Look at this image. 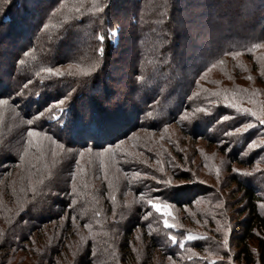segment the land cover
<instances>
[{
	"label": "trees",
	"instance_id": "obj_1",
	"mask_svg": "<svg viewBox=\"0 0 264 264\" xmlns=\"http://www.w3.org/2000/svg\"><path fill=\"white\" fill-rule=\"evenodd\" d=\"M27 1L30 0H0V93H3L0 99L7 100L24 122L37 116V113L44 112L42 118L33 120V125L25 124L26 128L32 127L39 133L52 136L64 145L67 155L62 154L64 157L60 158V163H56V167L51 171L43 168V174H35V181L39 183H36L37 186L30 192L33 200L27 202L26 207L11 208L9 202L6 203V198L5 201H0V217L6 216L9 221L1 222L7 226L2 232L4 239L0 242V248L15 247L24 252L29 250L18 241L29 240L31 233L35 235L39 226L52 222L57 217L55 207L59 209L58 213L70 212L71 217L68 218L71 219L64 225L70 235L74 234L77 225L82 227L91 223L83 215L88 198L85 197V200H81L82 203L74 208H69L72 199L67 202L61 197L64 193H71L69 175L76 172L80 166L77 155H72L73 149L76 153L83 148L103 151L118 144L141 127L161 130L169 123L177 124L184 132L194 137L208 138L207 134L213 131L212 125L208 129L203 127L201 132L197 126L203 124L202 118L190 120L189 115L193 110L192 91L198 88L197 84L202 76H205L209 61L218 59V55L205 59L194 67L190 80L187 81L186 91L182 95L177 93V88L181 85L179 79H183L185 75L174 68V65L177 63L181 67H190L192 55L200 51L203 38H213V34L217 32L230 36L233 32L243 34L245 28L237 24L238 18H242L238 7L244 4L242 0H238L236 8L229 5L227 0H185V8L178 7L177 4L181 0H168V8L166 5L161 7L163 0H111L106 17L101 16L98 9H101L107 0H36L37 6H29ZM260 8L253 18L257 28L264 24V7ZM181 11H184L186 16H191L193 12H196V15H192L189 20L181 19ZM164 13L167 18L159 15ZM117 27L119 39L116 42L113 35L108 33ZM80 31L83 32L82 35L86 34L82 36ZM100 35L106 37L102 44L97 39ZM131 41L136 42L135 50L132 49L134 52H129L128 55L129 63L134 65L132 72L128 75L119 74L117 61L121 62L122 54L131 51ZM100 47H103L102 57L98 52ZM24 52H27L26 56ZM90 60L99 64L97 70L91 73L86 67ZM74 64L80 67L79 71H76ZM92 66L91 64L90 68ZM47 67L63 71L65 75L57 77L43 72L39 76L36 75L42 68ZM158 77L161 78L160 81L157 80ZM69 92L71 96L62 106L66 109L63 116L59 108H49V105L55 106V101L64 99ZM165 106L166 115L165 110L161 112ZM185 116L188 119H184ZM213 117L217 121V116ZM65 121H68L72 128L71 136L66 129L61 131L65 127ZM215 132L221 133L222 129H216ZM24 133L20 135V140L12 136L9 141H5L6 138L0 141V184L7 180L4 183L7 185L10 179H5L3 175L23 162L19 159V154L23 152L29 139L27 132ZM68 149H71V153ZM235 149L238 150L237 147ZM238 155L230 154L229 159L233 158L232 164L244 162ZM175 173L177 176L183 174V177L191 179L188 172L176 170ZM95 175L99 180V174ZM231 179V182L236 183L235 191L240 192L242 204L236 209L239 220L236 222L234 235L237 247L235 259L239 264H264L263 185L256 183L250 176L236 173L232 174ZM262 181L264 182L263 179ZM89 187L93 196L107 194L105 200L101 198L99 203L113 207L108 196L111 186L105 178L100 179V182L96 181L95 185L89 184ZM203 187L200 184H192L190 200L180 199L178 196H166V199L179 207H184V204L191 205L190 203L205 196ZM54 192L57 194H53ZM10 196L12 201L15 199L19 203L16 193L13 192ZM100 206L99 209L103 207ZM21 207L23 209L20 210ZM109 207L106 214L101 211L103 219H110L107 218V215L109 217L111 214ZM32 210H36L37 217L40 218L36 220L37 217L31 215ZM73 211L77 214L76 221L79 222H73ZM141 211L137 207L136 216L134 214L125 222H104V228L94 224L89 235L80 233V237L86 239L82 240L83 244L88 242V247H83L84 252L75 263L94 264L100 256L99 252L105 247L104 251L112 255L109 264H125L120 259L119 249L123 252L124 261L131 259L130 255L135 253L131 246V230L137 225L144 229L150 254L156 247H160L167 251L165 253L169 257L180 260L177 248H167L171 245L168 235L170 231L161 227L160 222H142ZM25 220L39 224H30L31 230H28L24 224ZM122 226L124 232L120 234L119 228ZM98 229L105 233L111 231V236L98 242V239L102 238V235L98 237ZM93 230L97 231L96 236ZM68 238L71 239V236ZM61 243L65 245L67 242L65 240ZM204 245V240H198L188 243L185 247L204 250ZM218 249L226 254L223 249ZM55 253L59 255L61 250ZM83 255L90 259L88 263H85ZM218 262L215 264L220 263ZM176 264L187 263L182 261Z\"/></svg>",
	"mask_w": 264,
	"mask_h": 264
},
{
	"label": "rangeland",
	"instance_id": "obj_2",
	"mask_svg": "<svg viewBox=\"0 0 264 264\" xmlns=\"http://www.w3.org/2000/svg\"><path fill=\"white\" fill-rule=\"evenodd\" d=\"M167 1L165 5L168 8ZM242 1H244V4L238 6L242 18L237 20V24L239 23L245 27L243 34L241 33L242 35L234 32L231 36L222 32L214 33L213 38L207 37L201 40L202 47H200L198 54L192 55L190 67L189 65L181 67L177 63L176 66L174 65V68L176 67L180 70L187 78L186 80L184 79L185 77L179 79L181 85L177 88V93L182 95L186 91L187 81L188 79L190 80L194 67L205 59H211L218 55L217 61H209L210 65L206 70L205 76L203 75L200 83L197 84L198 88L192 91L193 110L189 115V117L191 116L190 120L202 118L203 124L197 126L201 132L203 127L208 129L212 125L213 129L211 130L213 131L207 134L208 138L194 137L186 133V131L184 132V129L177 124L169 123L161 130H152L146 126L141 127L121 140L123 143L120 141L113 147H108L107 151L83 148L79 150V153H76L73 149L72 155H77L80 166L76 172H73L75 181L73 182L71 179L69 183L71 188L75 186L77 189L75 195L76 203L72 208L80 202L82 203L81 200L84 201L85 197L88 198L84 205L87 208L84 209L85 213L83 215L87 217L88 222H91L89 223L91 228H86L85 225L82 227L77 225L74 234H68L64 225H66L65 222L68 219H71L68 218L70 212L58 213L59 209L55 207L54 210L57 217L52 222L41 226L38 225L39 229L35 235L31 233V240L18 241L20 244H24L29 251L24 252L17 250L15 247L9 249L0 248V264H76L75 260L84 252L83 247H88V242L83 244L86 239L84 237L83 240L80 237V233L89 235L88 233L94 224L104 228L106 226L104 222H125L126 219L135 214L137 207L138 210H142L140 212L142 222H160L161 227L165 228L163 224L164 217L147 204L148 199L170 205L171 216L168 217L169 223L175 224L176 227L168 229L170 231L168 234L175 235L178 242L175 244L171 242V245L167 248H177L180 260L169 257L165 253L166 250H162L160 247H156L150 254L144 229L142 226L137 225L135 229L131 230L133 231L131 246L135 253L130 255L131 259H128V262L126 259L125 261L123 260V252L118 248L122 263L176 264V262L180 263L183 261L187 264H213V262L217 263L220 260L221 264H239L235 259L237 247L234 235L236 222L239 220L236 209L242 204H240V192L237 193L235 191L236 183L231 182L232 174L242 175L241 173H246L247 175L243 176H250L255 179L256 183L263 185L262 192L264 194V182L262 181V179L264 180V151L260 148L254 150L247 148V144L251 140H256L257 143L264 140V125L259 123L260 119H264V24L261 28L257 24L259 29L255 26V19L253 20L255 15L259 13L260 7H264V0ZM161 2L164 3L165 0ZM227 2H230L229 5L235 6L234 8L237 7L238 0H227ZM185 3V0H181L177 5L185 8ZM27 4L29 6L32 4L36 5L37 1L30 0L27 1ZM262 14H264V10ZM159 15H164L167 18L165 13ZM192 15H196V12H193ZM192 15L186 16L184 11L180 12L181 19L189 20L193 17ZM228 28L230 27L228 26ZM112 31H115V29ZM240 31L239 29L238 32ZM79 34L82 35L83 32L80 31ZM113 39L117 42L119 39L118 34L113 35ZM130 44L131 51L129 50L127 53L122 54L121 62L117 61V68H119L117 72L119 74L127 73L126 75H128L129 72H132L134 65L131 66L129 63L130 57L128 55L133 51L132 49L135 50L136 42L131 41ZM256 45L260 46L257 47ZM232 53H239L240 55L234 56ZM88 62L90 63L86 67L89 70L91 64L93 65L94 63L91 60ZM74 67H76V71H79L80 67L78 65L74 64ZM122 80L124 81L125 79L122 78ZM157 80L160 81L161 78L158 77ZM140 100L142 101V98ZM210 100L213 103L209 104L208 101ZM230 103L239 105L240 111L237 112L228 106ZM10 106V103L0 105V141L5 138V141H9L12 136L16 140H20V135L27 132L26 123ZM202 108H206L211 115L205 117L203 113L196 111ZM244 108L250 109L251 112H256L257 115L252 116L251 112L243 113ZM165 109L166 106L162 108L161 112ZM194 113L195 116L193 115ZM241 114L247 117V120L241 122H251L254 128L245 133L243 138L226 136V132L234 126H238L237 120L232 119L221 122L220 117L229 115L236 117ZM213 116H217V121H215ZM215 128H221L222 132H215ZM39 134L37 137L29 138L32 140L31 146L27 142L25 143V147H28L29 151L25 153L23 162L19 163L14 170H10L3 175L5 179L9 177L10 180L7 185L4 184L7 180H3L0 184V201L2 199L5 201L6 198V203L9 202L11 208L26 207L27 202L33 200L30 192H33V188L37 186L36 183H39V181H35L37 179L35 174H43V168L51 171V169L56 167V163H60V158L64 157L62 154L67 155L62 143L52 136ZM60 145H63V147ZM54 152L55 155H53ZM81 153H83L82 156L80 155ZM230 154L232 156L239 154V158L244 160V162L232 164L231 160L233 158L229 159ZM67 161L69 162V160ZM234 169H239L240 172L233 171ZM176 170L188 172L191 179L183 177V174L177 176ZM137 172L141 174L142 179L134 178V174ZM73 174L70 173L69 176L72 177ZM95 174H99V180L96 179L97 176ZM152 177H155V179H152ZM104 178L111 186L108 192V196L113 203L111 208L99 203L101 198L105 200L104 197H107V194L96 197L91 195L89 191L91 190L89 184L95 185L96 181L100 182V179ZM65 179L67 180V178ZM167 180H171L174 186L179 185V188L166 187L163 182ZM192 184L204 186L202 190L205 192V196L200 198L199 201L195 200L194 203H190L191 205L184 204V207H179L166 199V196H178L180 199L190 200L189 196L193 192V189H190ZM8 186L10 187L8 188ZM13 192L16 193L19 203L15 199L12 201L10 194ZM176 192L179 193L177 194ZM53 194H57V192ZM19 195L22 196L19 197ZM67 196H71L70 192L68 195L65 193L61 195L67 202H70L72 198ZM106 204L108 205V203ZM100 205L103 207L99 209ZM108 207L111 214L109 217L107 215V218L110 219L106 220L100 214L101 211L106 214ZM262 209L264 211V205ZM96 213H99V215L97 216ZM148 213L151 214L148 215ZM37 214L36 210H32V216L37 217ZM72 217H75L74 222H79L78 220L76 221L78 218L74 211ZM38 218L40 217H37L36 220ZM1 222L9 221L6 216L0 217V242L4 239L2 232L7 226L6 223ZM24 222L28 230H31L30 224L35 225L36 223L31 220H25ZM124 226L127 225L124 224ZM225 228L229 229L227 233V248L222 243L225 237ZM97 231L99 238L102 235L98 242L111 236V231L109 233L99 229ZM97 231L93 230L95 236ZM123 232L122 226V228H119V233L122 234ZM186 234H191L197 239L186 240L184 239ZM68 236H71V239ZM62 240L64 242L66 240L67 243L65 245L64 243L62 244ZM198 240H204V250L185 247L188 243ZM179 241H183V247L180 246ZM218 248L223 249L226 254L218 251ZM104 249L105 247L101 249L102 252H99L100 256L94 264H109L112 255L108 254V251H104ZM60 250L61 253L59 255L55 253ZM84 257L85 255H83ZM84 259L85 263L90 261L87 257Z\"/></svg>",
	"mask_w": 264,
	"mask_h": 264
},
{
	"label": "snow or ice",
	"instance_id": "obj_3",
	"mask_svg": "<svg viewBox=\"0 0 264 264\" xmlns=\"http://www.w3.org/2000/svg\"><path fill=\"white\" fill-rule=\"evenodd\" d=\"M165 4H166V0H165L164 3L161 4V7L162 8L165 7ZM110 7H111V0H107V3L103 4L101 9H98V11L100 12V15L106 17L107 16V10ZM44 27H47V25H44ZM118 32H119V27H117L115 29V31H109L108 35H117ZM105 38H106L105 35H100V36L97 37V39L101 42V44L103 43ZM256 46L259 47L260 45H256ZM98 52H99V54L102 57V55H103V47H100L98 49ZM24 55L26 56L27 52H24ZM232 55L237 56V55H240V54L239 53H232ZM98 67H99V64L98 63H94L93 66L88 70L89 73L96 71ZM41 72L47 73V74H50V75H55L57 77H63L65 75V72L60 71V70H54L53 68H50V67L42 68L40 70V72L36 73V75L39 76ZM68 74L69 75H73L72 73H68ZM87 74L88 73H85V75H87ZM72 91H75V89H72ZM2 95H3V93H0V96H2ZM70 96H71V92H69L68 95H66L64 97V99L56 100L55 101V106L49 105V108H53L54 110H55V108H59V110H60V112H61V114L63 116V114L66 112V109H64L62 106L66 103V101L68 100V98ZM7 103H8L7 100L0 99V105L7 104ZM208 103L211 104L213 102L210 100V101H208ZM228 106H230L231 108H233L237 112L240 111V106L239 105H236L234 103H230ZM45 111H47V109H45ZM196 111L200 112V113H203L205 116L211 115V113H209L206 108L197 109ZM249 112H251L250 109H248V108H244L243 109V113H249ZM193 115L195 116V113ZM251 115L252 116H256L257 114H256V112H251ZM43 116H44V112H39V113H37V116H35V117L31 118V119H28L24 123H26L27 125L31 126V125H33V120H35L37 118H42ZM184 119H188V117L185 116ZM232 119L237 120L238 126H234L228 132H226L225 133L226 136H236V137H239V138H243V135L245 133H247L250 129L254 128V125L251 122H247V123H242L241 122V121L247 120V117L244 116L243 114H241L240 116H236V117L230 116V115L229 116H221L220 117V121L221 122L232 120ZM259 123L261 125H264V119H260ZM64 124H65V127L62 128L61 131H65V129H66L68 135L71 136L72 128L70 127L69 122L65 121ZM39 135H40L39 132L35 131L34 128H32V127H28L27 128V136L29 138L37 137ZM221 142L223 143V141H221ZM121 143H123V142L121 141ZM27 144L31 146L32 145V140L29 139L27 141ZM60 146L63 147V145H60ZM247 148L249 150H254V149L260 148L262 151H264V140L260 141V143H257L256 140H251V142L247 144ZM28 151H29L28 147H25L23 149V152L19 154V159L21 161H23L25 159V153H27ZM105 151H107V149H105ZM68 152L71 153V149H68ZM53 155H55V152L53 153ZM80 155L82 156L83 153H81ZM233 171L240 172L239 169H234ZM241 174L242 175H247L246 173H241ZM105 178L107 179V177H105ZM134 178L142 179L143 177L141 176V174L139 172H137V173L134 174ZM71 179L73 180V182L75 181V174H73ZM152 179H155V177H152ZM41 182H43V181H41ZM163 183L165 184L166 187H174V188H177V189L179 188V185H175V186L172 185L171 180L164 181ZM76 192H77V189H76L75 186H73L71 188V193H70V195L72 197V203L68 205L69 208H72L73 205L76 203V200H75ZM147 204H149L157 213H160L164 217L163 224H164L166 229H171V228H175L176 227L175 224H170L169 223L168 217L171 216V212L169 211V208H170L169 204L156 202L153 199H148L147 200ZM150 214L151 213H148V215H150ZM96 215L98 216L99 213H96ZM72 219H73V222H74L75 221V217H73ZM85 227L86 228H91V225L86 224ZM228 231H229V229L225 228V237H224V240L222 242L223 246L225 248L228 247V235H227ZM168 235H169L170 241L173 244L178 242L177 237L175 235H171V233H169ZM184 239H186V240H195V239H197V237H194L191 234H186ZM179 243H180V246L183 247V241H179ZM189 259H191V257H189ZM213 264H215V262H213Z\"/></svg>",
	"mask_w": 264,
	"mask_h": 264
}]
</instances>
